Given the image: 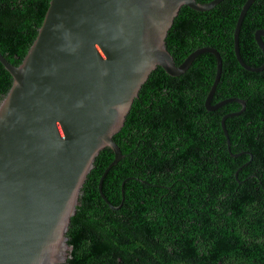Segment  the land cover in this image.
Segmentation results:
<instances>
[{"label": "trees", "instance_id": "trees-1", "mask_svg": "<svg viewBox=\"0 0 264 264\" xmlns=\"http://www.w3.org/2000/svg\"><path fill=\"white\" fill-rule=\"evenodd\" d=\"M50 0H0V54L19 65L32 45ZM207 3L212 0H195ZM246 0H224L207 12L182 6L165 46L176 65L201 47L216 49L221 75L204 108L216 61L205 53L188 70L171 77L151 72L113 136L124 158L113 165L103 149L81 189L71 217L68 257L63 264H264V70L238 63L233 32ZM264 30V0H255L242 22L239 48L246 64L259 66L263 54L254 34ZM264 42V38L262 39ZM12 84L0 63V101ZM237 172V178L235 173Z\"/></svg>", "mask_w": 264, "mask_h": 264}, {"label": "water", "instance_id": "water-1", "mask_svg": "<svg viewBox=\"0 0 264 264\" xmlns=\"http://www.w3.org/2000/svg\"><path fill=\"white\" fill-rule=\"evenodd\" d=\"M224 0H50L37 35L19 65L0 63L12 84L0 101V264H63L68 257L66 234L79 205L81 189L95 158L111 150L108 170L124 158L113 136L125 123L142 85L157 67L171 76L185 73L201 54L215 57L213 84L205 96L206 111L228 103L241 110L245 101L227 98L211 104L220 80L222 59L202 47L176 65L165 40L182 6L212 10ZM255 0H246L233 32L238 63L247 71L264 70V30L254 40L263 54L259 66L240 54L242 22ZM228 147V148H229ZM237 178V173L235 174ZM67 250V252H66Z\"/></svg>", "mask_w": 264, "mask_h": 264}, {"label": "clouds", "instance_id": "clouds-1", "mask_svg": "<svg viewBox=\"0 0 264 264\" xmlns=\"http://www.w3.org/2000/svg\"><path fill=\"white\" fill-rule=\"evenodd\" d=\"M207 3H208V2H207ZM202 4H203V3H202ZM209 11H210V10H209ZM206 12H207V11H206ZM201 48H202V47H201ZM210 48H211V47H210ZM198 49H199V48H198ZM196 50H197V49H196ZM215 50H216V49H215ZM233 50H234V49H233ZM193 52H194V51H193ZM218 53H219V52H218ZM201 55H202V54H201ZM199 56H200V55H199ZM199 56H198V57H199ZM220 57H221V56H220ZM196 58H197V57H196ZM196 58H195V59H196ZM214 58H215V57H214ZM193 61H194V60H193ZM215 61H216V60H215ZM236 173H237V172H236ZM236 173H235V174H236ZM235 178H236V176H235Z\"/></svg>", "mask_w": 264, "mask_h": 264}, {"label": "rangeland", "instance_id": "rangeland-1", "mask_svg": "<svg viewBox=\"0 0 264 264\" xmlns=\"http://www.w3.org/2000/svg\"><path fill=\"white\" fill-rule=\"evenodd\" d=\"M66 252H67V250H66Z\"/></svg>", "mask_w": 264, "mask_h": 264}]
</instances>
